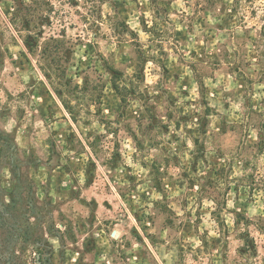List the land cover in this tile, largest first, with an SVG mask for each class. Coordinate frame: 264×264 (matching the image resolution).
Here are the masks:
<instances>
[{"label":"rangeland","instance_id":"1","mask_svg":"<svg viewBox=\"0 0 264 264\" xmlns=\"http://www.w3.org/2000/svg\"><path fill=\"white\" fill-rule=\"evenodd\" d=\"M0 98L48 264H264V0H0Z\"/></svg>","mask_w":264,"mask_h":264},{"label":"trees","instance_id":"2","mask_svg":"<svg viewBox=\"0 0 264 264\" xmlns=\"http://www.w3.org/2000/svg\"><path fill=\"white\" fill-rule=\"evenodd\" d=\"M8 113L0 98V119ZM32 163L0 127V264H48L54 251L48 238L59 239L54 223L53 229L48 226L52 203L39 200L35 181L26 171ZM251 242L257 248L256 241Z\"/></svg>","mask_w":264,"mask_h":264}]
</instances>
